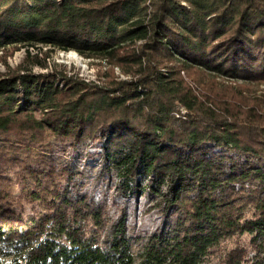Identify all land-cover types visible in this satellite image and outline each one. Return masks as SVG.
I'll list each match as a JSON object with an SVG mask.
<instances>
[{
    "label": "trees",
    "instance_id": "obj_1",
    "mask_svg": "<svg viewBox=\"0 0 264 264\" xmlns=\"http://www.w3.org/2000/svg\"><path fill=\"white\" fill-rule=\"evenodd\" d=\"M38 43L106 55L133 77L110 72L102 86L63 69L36 72L25 62L48 61L30 52L9 64L10 46ZM0 47V264H203L213 254L246 264L243 244L220 252L245 232L251 264H264V110L199 91L166 62L264 80V0H0ZM58 139L104 142L105 168L124 193L153 194L150 209L166 220L138 250L125 213L109 226L106 202L70 196L62 179L79 171L54 157ZM209 143L246 158L211 156ZM11 165L44 210H15V182L2 174Z\"/></svg>",
    "mask_w": 264,
    "mask_h": 264
},
{
    "label": "rangeland",
    "instance_id": "obj_2",
    "mask_svg": "<svg viewBox=\"0 0 264 264\" xmlns=\"http://www.w3.org/2000/svg\"><path fill=\"white\" fill-rule=\"evenodd\" d=\"M141 43V40L138 41ZM11 51L7 55V60L11 66H17L24 59L27 58L28 53L46 57L48 61L47 66H42L38 63L31 64L25 62L27 66H32L33 71H51V70H64L68 75H77L82 80L87 82L105 85L107 77L110 72L116 75L117 79H130L133 73L125 71L128 65H121L116 60L109 59L106 55H93L88 56L80 53L76 49H62L47 43H38L35 45L25 44L18 48L9 47ZM75 50L80 55V59H74L67 56V53ZM5 55V50L0 47V70L6 69V64L2 59ZM31 58V57H30ZM168 66L173 67L179 71L183 79L190 84L193 88L208 92L214 96L223 99L235 101L241 105L257 106L264 110V80L259 79H246L241 77H232L224 74H217L203 68L191 66L186 64L182 59L175 58L172 60L167 59ZM166 71L167 67H162ZM63 86V81H59ZM177 116L186 117V109L180 108L176 113ZM54 157L56 159L68 160L75 165L76 173L72 180L62 179L64 185L68 186L70 196L76 198L79 194L88 193L89 201H94L97 204L106 202L107 212L110 220L109 226L117 221L122 214L126 216L125 220L128 226V234L132 238L133 249L138 250L143 238L154 231L157 227L162 226L166 220V215L157 208H151L155 202L153 194L146 190L129 189L124 193L121 180L117 178L115 173L107 171L105 168V159L103 157V144L102 141H90L87 145H82L77 148L70 146L64 147L63 143L58 139L54 140ZM210 148V155H217L220 153H227L235 156L237 159L244 161L246 156L243 153L234 150L218 147L208 144ZM65 149V150H64ZM0 154V160H1ZM255 162V161H254ZM18 165L10 166L3 169L2 174L11 176L15 182L14 191L7 199L12 201L15 210L28 215L35 212L44 210L37 200H30L26 197L19 187L18 172L20 171ZM141 178V184H145L147 179ZM18 182V183H17ZM135 184V182H134ZM134 187V186H133ZM250 211L248 214H251ZM105 231V230H104ZM101 231L102 239L106 234ZM251 235L247 232L243 234H234L228 237L223 243L220 252L225 254L232 247L243 244L248 250V258L246 264H251L254 259V248L251 246ZM220 254V253H219ZM220 257L213 254L210 260L203 264H218Z\"/></svg>",
    "mask_w": 264,
    "mask_h": 264
},
{
    "label": "bare ground",
    "instance_id": "obj_3",
    "mask_svg": "<svg viewBox=\"0 0 264 264\" xmlns=\"http://www.w3.org/2000/svg\"><path fill=\"white\" fill-rule=\"evenodd\" d=\"M67 56L71 57V58H74V59H77V60L80 59V55L75 50H72V51L68 52Z\"/></svg>",
    "mask_w": 264,
    "mask_h": 264
}]
</instances>
